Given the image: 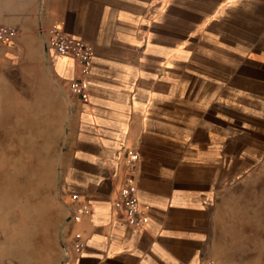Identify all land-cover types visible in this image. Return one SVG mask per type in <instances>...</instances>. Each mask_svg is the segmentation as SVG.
<instances>
[{
	"label": "crops",
	"instance_id": "0c3cea01",
	"mask_svg": "<svg viewBox=\"0 0 264 264\" xmlns=\"http://www.w3.org/2000/svg\"><path fill=\"white\" fill-rule=\"evenodd\" d=\"M53 25L91 45L89 103L72 95L74 64L54 58L67 82L61 184L69 237L54 264H203L213 257V203L228 155L264 119V0H0V27L22 31L36 51ZM33 44V45H32ZM47 49V46H46ZM264 133V130H263ZM140 155L138 197L150 207L144 230L117 208L127 167ZM93 214L71 221V195ZM84 237L82 253L73 249Z\"/></svg>",
	"mask_w": 264,
	"mask_h": 264
},
{
	"label": "rangeland",
	"instance_id": "374dc122",
	"mask_svg": "<svg viewBox=\"0 0 264 264\" xmlns=\"http://www.w3.org/2000/svg\"><path fill=\"white\" fill-rule=\"evenodd\" d=\"M36 46H0V264H54L69 237L61 184L68 85L44 37ZM256 126L242 154L228 155L227 170L212 172L220 178L212 234L219 264H264V119Z\"/></svg>",
	"mask_w": 264,
	"mask_h": 264
},
{
	"label": "built area",
	"instance_id": "2783aa9c",
	"mask_svg": "<svg viewBox=\"0 0 264 264\" xmlns=\"http://www.w3.org/2000/svg\"><path fill=\"white\" fill-rule=\"evenodd\" d=\"M22 31L16 27H0V46L12 45ZM47 49L56 57L71 61L77 69V78L70 82V91L73 96L83 103H89V79L95 57L93 45L68 34L61 25H53L47 32ZM124 182L119 190L116 206L123 213L127 224L135 229L144 230L147 223L150 207L142 205L138 197V187L135 177V166L140 160V155L133 149H125ZM73 207L71 221L75 224L82 223L93 214L92 207L87 202H82L79 194L71 195ZM73 249L82 253L86 248L84 237L75 234L72 238ZM68 256V251L64 249ZM203 264H219L215 259L209 258Z\"/></svg>",
	"mask_w": 264,
	"mask_h": 264
},
{
	"label": "bare ground",
	"instance_id": "6f19581e",
	"mask_svg": "<svg viewBox=\"0 0 264 264\" xmlns=\"http://www.w3.org/2000/svg\"><path fill=\"white\" fill-rule=\"evenodd\" d=\"M7 95V94H6Z\"/></svg>",
	"mask_w": 264,
	"mask_h": 264
}]
</instances>
